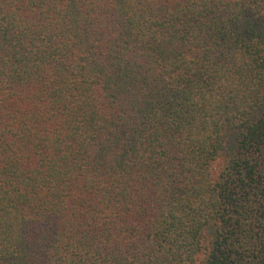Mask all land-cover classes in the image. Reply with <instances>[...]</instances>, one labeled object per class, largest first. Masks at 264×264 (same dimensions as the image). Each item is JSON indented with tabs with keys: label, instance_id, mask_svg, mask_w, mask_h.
Segmentation results:
<instances>
[{
	"label": "trees",
	"instance_id": "16d2710c",
	"mask_svg": "<svg viewBox=\"0 0 264 264\" xmlns=\"http://www.w3.org/2000/svg\"><path fill=\"white\" fill-rule=\"evenodd\" d=\"M0 264H264V0H0Z\"/></svg>",
	"mask_w": 264,
	"mask_h": 264
}]
</instances>
